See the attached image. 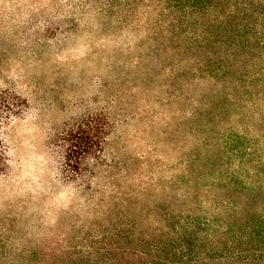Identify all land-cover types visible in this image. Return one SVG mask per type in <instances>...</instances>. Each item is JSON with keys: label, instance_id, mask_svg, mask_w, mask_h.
I'll return each mask as SVG.
<instances>
[{"label": "rangeland", "instance_id": "obj_1", "mask_svg": "<svg viewBox=\"0 0 264 264\" xmlns=\"http://www.w3.org/2000/svg\"><path fill=\"white\" fill-rule=\"evenodd\" d=\"M96 12L86 0H0V105L15 103L23 113L0 131L8 150L0 172V260L58 254L69 246L84 251L108 228L114 204L98 197L88 204L90 196L66 180L60 139L82 119L108 126L101 156L125 188L136 176L162 181L122 209L132 217H144L164 200H178V211L193 205L196 213L219 214L217 199L229 189L211 187L210 175V188L196 192L203 184L194 159H258L264 168V84L250 85L252 94L260 89L252 97L238 77L245 71L262 78L264 56L262 63H244L250 52H237L235 74L212 77L200 65L210 51L223 49H187L182 38L151 23L155 13L137 21ZM228 135L245 142L237 158L224 148ZM130 169L137 174L128 177ZM103 190L107 196L110 187Z\"/></svg>", "mask_w": 264, "mask_h": 264}, {"label": "trees", "instance_id": "obj_2", "mask_svg": "<svg viewBox=\"0 0 264 264\" xmlns=\"http://www.w3.org/2000/svg\"><path fill=\"white\" fill-rule=\"evenodd\" d=\"M86 1L96 14L98 9L106 15L120 14L139 21L145 14L155 13L151 23L157 25L159 22L164 31L182 38L187 49H223V54L210 51L206 63L200 65L201 72L212 77L226 78L235 74L236 54L243 50L250 52L244 63L259 58L260 63L263 62L264 0ZM229 60L232 65L226 66ZM263 70L258 74L263 79L245 71L238 73L245 89L264 84ZM251 91V88L247 91L248 95L259 96L260 89L255 94ZM3 109L8 112L6 116L0 113V131L10 126L12 118H20L23 114L17 104L9 101L8 105H0V112ZM109 133L108 126L99 118H88L66 130L60 139L66 149L65 171L70 173L66 180L78 183L80 192L90 196L88 204L97 197L114 204L115 211L111 212L102 237L87 243L84 251L69 246L58 254L0 260V264H264V201L258 203L256 200L257 194L264 195L261 160L235 159L218 164L203 163L200 159L191 161L192 165H200L196 179L203 185H198L196 192L203 186L210 188L205 183L210 175L213 176L211 187L229 189V193L217 199L220 211L217 215L211 211L196 213L193 205L178 211V200L176 204V200H164L153 205L144 217L143 213L132 217L128 210L122 209L137 205L138 195H150L163 184L158 179L153 181L152 177L136 176L138 181L125 188L114 174L115 167L101 156ZM242 140L243 137L232 139L230 135L225 139L224 148L232 157L243 153L240 146L245 142H240ZM251 149L243 148L248 156ZM7 155L8 150L0 138V172L5 171ZM88 157H93L94 163L90 164ZM127 172L128 177L137 174L133 169ZM187 183L186 180L183 186ZM106 185L110 187L107 196L103 190Z\"/></svg>", "mask_w": 264, "mask_h": 264}]
</instances>
